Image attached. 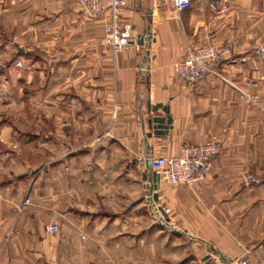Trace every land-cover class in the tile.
Masks as SVG:
<instances>
[{"label": "crops", "instance_id": "obj_1", "mask_svg": "<svg viewBox=\"0 0 264 264\" xmlns=\"http://www.w3.org/2000/svg\"><path fill=\"white\" fill-rule=\"evenodd\" d=\"M16 2L0 0V27L28 26L29 49L0 39V76L44 114L0 121V264H264V113L241 98L264 106V0H127L119 24L150 36L119 54L75 0H29L24 21ZM209 44L230 53L179 87L174 65ZM209 140L202 183L150 190L144 159ZM151 205L174 228L150 227Z\"/></svg>", "mask_w": 264, "mask_h": 264}, {"label": "built area", "instance_id": "obj_2", "mask_svg": "<svg viewBox=\"0 0 264 264\" xmlns=\"http://www.w3.org/2000/svg\"><path fill=\"white\" fill-rule=\"evenodd\" d=\"M80 12L88 19H104L103 29L105 39L111 51L115 54L123 53L131 44L137 43L132 36L129 25L121 26L118 22L122 9L127 0H75ZM176 11H184L190 7V0H173ZM215 12L214 14H220ZM230 53L227 45H205L190 51L181 62L174 65L173 71L177 84L181 88H192L202 79L204 74H214L213 68L221 63ZM247 103L258 106L264 113V106L257 104L254 96L242 95ZM219 147L213 140L200 145L182 146L176 156H151L142 162H150L151 171L172 186H184L193 188L202 183L210 173L212 158L218 153ZM28 203L25 199L24 204ZM49 232H58L56 225H51ZM245 262L242 261V264Z\"/></svg>", "mask_w": 264, "mask_h": 264}, {"label": "rangeland", "instance_id": "obj_3", "mask_svg": "<svg viewBox=\"0 0 264 264\" xmlns=\"http://www.w3.org/2000/svg\"><path fill=\"white\" fill-rule=\"evenodd\" d=\"M15 3H17L16 0H15ZM20 3L23 6L21 7L22 9H21L20 14H18V13L17 14L20 15V17L22 19L21 21H24V19L29 16V11H28L29 0H21ZM16 16L17 15H15V17H14L15 20H16V18H18ZM11 19H13V16ZM4 27L5 28L0 27V39L3 40V38H4L6 41V39H8L9 37H12L14 34V36L16 37L15 38L16 43L13 42V43H15V48L13 46L12 47L14 48L15 54L18 53V50L16 48L21 49L22 54L24 53L23 48L25 50L29 49L28 45L26 44V42L29 38L28 26L21 29V30H18V28H15L12 26V20H9V21L5 22ZM13 43H11V44H13ZM29 62L30 61L27 59H22L17 64L18 68L25 70L26 72H28V70L30 71V67H32V66H29V64H30ZM30 73L29 72L27 73L26 83H28V81L30 80V76H31ZM32 76H33V74H32ZM16 77H15V79L17 80ZM21 77H22V74H20L19 79H21ZM15 79H13V77L11 76L9 84H8V83H5L3 81L4 77L0 76L1 86L4 85V89H5L4 95L0 92V121H5L7 123V125L10 122L11 123L14 122L13 124L17 127V126H22L20 124V122L17 121L18 119L22 118L24 120V119H30L31 117L33 118L36 115L41 116L44 114V110H43V107L40 105V102L43 103V101H42L43 99L40 100L38 98L37 102H39V104L35 103L34 99H32L31 96L28 97L29 93L26 92L25 86H23L21 84H17ZM8 85H9V87H8ZM16 87L19 88V91L15 95L14 89H16ZM15 120L18 123H16ZM36 124L38 126H41L42 132H43L44 125L39 124V123H36ZM22 129L26 132L30 131V129L26 126H23ZM5 131L9 132V131H13V129L10 128V130H5ZM149 211H150V216H149L150 227H153V228L163 227L166 229L167 228H169V229L174 228L169 221L165 220V217H159L160 214L157 215L160 211H158V209L156 207H152V205H151Z\"/></svg>", "mask_w": 264, "mask_h": 264}, {"label": "water", "instance_id": "obj_4", "mask_svg": "<svg viewBox=\"0 0 264 264\" xmlns=\"http://www.w3.org/2000/svg\"><path fill=\"white\" fill-rule=\"evenodd\" d=\"M149 12L150 11H148V13ZM149 36H150V27H147L145 36L139 38V40L137 41V43L139 45H141L143 42H148L149 41ZM152 122L155 124V127L153 128V130H156V131H154L155 134H165V131H163V130H165V126L163 125V123H164V119L163 118H154L152 120ZM145 169L147 171H151V167H150V162L149 161H146L145 162ZM158 178L159 177L156 175V173H154V172L151 173V175H150V183L152 185L150 187V190L156 188V180Z\"/></svg>", "mask_w": 264, "mask_h": 264}]
</instances>
